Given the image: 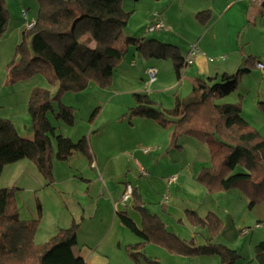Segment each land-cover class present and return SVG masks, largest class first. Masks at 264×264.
<instances>
[{"label":"trees","instance_id":"16d2710c","mask_svg":"<svg viewBox=\"0 0 264 264\" xmlns=\"http://www.w3.org/2000/svg\"><path fill=\"white\" fill-rule=\"evenodd\" d=\"M35 1L37 15L33 26L16 46L13 60L7 66L9 82L27 81L42 74L57 84V91L54 95L41 88L31 91L27 111L32 140L19 136L11 121L0 118V176L6 166L28 160L45 186H49L53 182L54 159L65 162L76 153L91 158L87 137L73 142L57 135L47 118L56 103V120L73 126V109L61 103L62 95L84 91L91 80L100 85L108 83L130 47L147 59L171 61L177 80L181 78L184 58L173 45L129 36L126 26L131 13L122 8L121 0ZM204 14H198L197 18L203 20ZM8 15L5 1L0 0V37L7 30ZM253 61L248 60L234 74L196 80L188 96L176 99L169 110L157 109L147 93H134V105L124 115L129 122L146 119L170 129L169 149H180L179 141L183 137L206 145L211 164L201 168L196 181L209 194L239 189L248 199V209L264 205V137L244 120L240 101L221 100L237 90L241 77L250 70L247 65ZM257 109L264 115V102H259ZM237 167L243 172L234 173ZM132 201L141 217L140 226L127 213H119L118 217L140 240L127 247L134 264H161L144 255L143 247L147 244L187 258L217 256L220 264H235L240 259L235 250L213 242L223 226L214 214L194 218L193 224L209 233L205 243L197 245L194 239L185 242L168 232L159 217L139 206V196L134 190ZM37 211L38 218L22 220L15 194L0 187V264H85L73 251L79 231L75 222L58 230L43 244H35L40 205ZM253 260L264 264V240L254 246Z\"/></svg>","mask_w":264,"mask_h":264},{"label":"crops","instance_id":"0c3cea01","mask_svg":"<svg viewBox=\"0 0 264 264\" xmlns=\"http://www.w3.org/2000/svg\"><path fill=\"white\" fill-rule=\"evenodd\" d=\"M4 1L9 16L15 21L12 24L10 20L8 34L12 35L13 44L21 43L28 30L27 24L34 23L36 19V1L26 0L24 4L21 0ZM129 1L121 0L122 8L131 13L129 20L136 16L144 2L147 5L144 8L146 14L142 16L138 29L135 32H127L129 36L140 41L155 40L173 45L177 47L183 58L186 57L191 45H196L199 50L193 64L182 71L179 80L176 79L171 61L147 59L141 53L140 57L136 56L134 59L132 57H135V54L131 52L132 57L123 58L118 65L125 73L124 77L134 76L127 72V68L137 67L139 86L135 88L137 92L134 93H146L144 89L149 87L147 94L150 93L152 96L156 92L171 91L181 85L185 86L184 96H181L180 91L173 93L174 103L176 99L188 96L196 80L234 74L240 67L246 66L248 60H254L247 65L250 70L241 77L237 90L232 93L235 95L231 94L228 96L229 99L226 97L223 103L240 101L242 114L247 117L244 120L248 121L249 125L256 121L264 129V115L257 109V104L264 102V73L254 67L256 62H264V0H134L133 2L138 6L134 8L125 5ZM12 4H15V10H18L17 15L11 16ZM200 13H205L202 18L204 21L197 18ZM155 15L163 21L165 29L149 32L148 27L153 23ZM137 31H140V36L135 34ZM219 57H224V60H219ZM210 59L213 61L210 62ZM149 68L156 70L155 82L141 84L143 78H148ZM28 83L29 81L22 85L24 95L20 102L1 104L6 110H0V118L11 121L19 136L32 140L31 126L25 128L27 132L24 134L20 133L17 125L20 118L16 113L13 118L10 112L17 104L20 113L26 112L27 99L33 88H36ZM0 84L2 89L13 88L9 84L8 68H6V79L4 82L0 80ZM131 107L132 104L129 108ZM124 115L117 123V131L124 135L122 140H120L122 136L119 137L117 133L108 135L111 130L109 123L105 122L100 126L86 124L77 134L74 123L71 127L59 122L56 124L47 115L57 135L69 138L73 142L87 137L91 157L88 160L82 154L76 153L65 162L54 159L51 185L45 186L41 182L36 184L42 193V206H46L47 196L53 197L59 202L55 206L59 211L55 213H59L60 216L63 214L60 225L52 229V236L58 230L66 229L75 222L79 225V231L73 251L85 264H134L128 255L127 247L140 243V240L122 225L118 217L119 213H127L131 220L140 226L141 217L133 206L132 198L124 204L120 200L125 187L130 185L139 196V206L159 217L165 229L179 240L188 242L194 239L196 242L195 234L199 232L198 229H201L200 233L204 239L209 238L207 229L196 226L193 221L195 217L203 219L208 214H214L223 225L219 236H224L232 243L238 240L240 250L230 249L235 250L240 259H245L246 256L241 249L246 248L247 253H250V248L263 240H260L261 238L255 233L248 232L243 235L242 231L250 229L246 226L244 218L237 223L234 215L228 213L224 218L213 210L209 203L211 194L196 181L198 173L191 172L190 159L187 160L186 155L178 153L180 149H169L170 129H163L155 122L146 119H133L126 123ZM186 142L188 141L180 139L179 145ZM143 147L151 148V151L144 154L141 151ZM171 151L177 152L178 155H169ZM22 162L8 166L15 168V165ZM19 166L21 169L31 168L26 164ZM12 168L10 170L13 171ZM156 168L160 170L159 174L155 172ZM172 176H176V180L169 184ZM147 177L150 179L146 183L142 179ZM19 187L15 182L13 186L1 188H7L14 193L22 190ZM183 192L188 193L186 197L190 199L184 202V213L182 211L178 213L176 206L178 203L175 204L174 198L184 196ZM221 194L223 193H218V196ZM194 202L200 204L201 212L197 211L200 207L197 208ZM204 202L207 204L205 207H203ZM62 203L64 209H61ZM38 205L40 201L36 200V208ZM47 209L53 213V210ZM186 212L191 214L190 220L195 228L179 227V224L183 225ZM33 219L35 218H31ZM250 234L252 235L244 246L241 245L244 242L241 240H245ZM196 244L199 245L197 242ZM148 245L143 247L144 255L150 248ZM156 255L158 256H146L157 259L161 264H220L217 256L187 258L161 250ZM248 255L250 257V254ZM248 259L254 261L252 258Z\"/></svg>","mask_w":264,"mask_h":264},{"label":"rangeland","instance_id":"374dc122","mask_svg":"<svg viewBox=\"0 0 264 264\" xmlns=\"http://www.w3.org/2000/svg\"><path fill=\"white\" fill-rule=\"evenodd\" d=\"M133 1L134 0H130L129 3H126L125 5H128L129 7H133V8L138 7L137 4L134 3ZM21 3L22 4L26 3V0H21ZM15 7H16L15 4H12L11 16L13 14H16V15L18 14L17 13L18 10H15ZM141 7L142 8H140L137 11L136 16L128 20L127 26H126V32H133V31L135 32L138 29L137 26L140 23L142 16L146 14L145 9H144L147 7L146 3L144 2ZM19 17L18 19H20ZM8 18H9V22L7 25V30L3 34V36L0 37V80H2L3 82L6 79V68L8 66V63H10L13 60L15 48L19 44L17 42L13 44L12 35L8 34L10 20L12 24L15 22L13 21L14 19L13 17H10L8 15ZM135 34L140 36V31H137ZM131 52H134L135 57L131 56ZM136 56L140 57L141 56L140 52H138L137 50H134L133 47H130L129 51L125 54L124 59L130 58V57L135 59ZM127 72L129 74H133L134 76L128 75L124 77L125 73L122 72L119 68V65H117L115 70L113 71L111 80L105 85H100L94 80H91L84 91L79 92V93H66L61 96V103L64 106H68L73 109L74 125H75L74 129L77 134L83 129V127L86 124L92 123L93 126L94 125L100 126L102 123L106 122V123H109V125L111 126L110 127L111 130L108 132V135L110 133H112L113 135L114 133H117L116 135H118L119 137L122 136L120 140L123 139L124 137L123 133H120L117 131L118 130L117 123H118V120H120L122 116L127 113L129 106H131V104L132 106L134 105L133 93L137 92L136 91L137 89L135 88H138L139 86V80H138L139 74L137 71V67L127 68ZM147 77L148 78L145 77L142 79L143 83L141 84L150 82L149 75ZM28 81H29L28 84H30L31 87L34 86L36 88L47 90L50 92L51 95H54L57 91V84L55 82L49 81L42 74H36L35 76H33L31 79L27 81L14 83L16 86H13V83L9 82V84H11V87H13L12 89H8V88L2 89L1 84H0V110L1 111L6 110V108L1 105L2 103L9 104L10 102L13 101L12 102L13 104L14 102H20L22 100L23 95H24L22 85H25V82H28ZM154 82L155 80L150 83H154ZM145 88L146 89H144V91L147 93V91L149 90V87L148 88L145 87ZM177 91H180L181 96H184L183 94L185 91V86L181 85L179 88H175V90H171V91L156 92V93H153L152 96L150 93L148 94L150 98L157 103V109L169 110L174 105L172 101V95L173 93L175 94V92ZM232 95H235V94H232ZM29 97L27 99V105H28ZM226 99H229V97H227ZM223 101H225V98L221 100V102ZM53 108H54V113L52 114V112H49L48 114V116L50 117V120H53V122L55 121L56 124L58 122L61 123L55 118V114L57 113V109H58L56 103L53 104ZM94 111H96L97 113L92 119V115L94 114ZM10 112L13 118H14V113L18 114V118H20L17 121L18 129H20V133L24 134L25 132H27L25 128L28 129V127L30 126V118H29V114L27 111V107H26V112L22 111V113H20V109L17 104L16 107L12 108ZM242 117L244 119L247 118L246 116L244 117L243 114H242ZM125 120H126V123L129 122L128 119H125ZM251 124L250 126L253 129H256L260 133V135L264 137V129L260 127L261 125H259V123H257L256 121L255 122L253 121V123ZM95 129H97V127ZM181 139H184L188 142L183 143L181 145V148L180 150H178V153H182L183 155H186V158L188 157L187 160L190 159L189 168L191 172L196 174L201 171V168L210 166L211 156H210V153L206 145L200 142H195L193 140H190L189 138L183 137ZM53 145H54V150H55L56 149L55 141H53ZM143 148H148V147H143ZM176 153L177 152L171 151L169 155H173V156L178 155V153L177 154ZM22 161H23L22 164L15 165L14 166L15 168H12L13 166H11L13 171L10 170L11 169L10 166L8 167L6 166L3 169L2 174L0 176V187L13 186V184L16 182L17 185L20 186L19 188H22V190L15 191L14 194H15V204L17 207L19 217L23 220L29 221V219L31 220V218H38L36 200L40 201L42 212L39 218V223L36 228L34 242L37 245H41L52 236V229L54 227L56 229L57 226L60 225L63 214L60 216L59 213L58 214L55 213V211H59V210H56L55 208V206L59 202L53 199V197L47 196L46 201H45L46 206L45 207L42 206V201H41L43 200L42 193H40V189L39 187L36 186V184L37 182H41L43 183V185H45V181L41 178L36 168H32L31 166L33 165L32 162L28 160H22ZM25 164L29 165L32 169H34L35 171L34 174L31 168L21 169V167L19 166V165L23 166ZM155 172L159 174L160 170L156 168ZM237 172H243V170L240 167H237L234 173H237ZM149 179L150 178L147 177L146 179H142V180L146 181L147 183ZM220 193H223V194L219 196H218V193L211 194V202L209 203L210 205H212L213 210L220 217L223 216L224 218L228 213L234 215L235 219H237L236 220L237 223L240 222V220L244 218L246 226L250 228L249 232L257 234V236L261 238L260 240H264V205L263 204L256 205L252 209H248L247 208L248 199L240 192L239 189H233L230 191V193H227V192H220ZM187 194L188 193L183 192L184 196L174 198L175 204L178 203L176 205L178 207V210H177L178 213H180V211L184 213L185 211L184 202H188L190 199L186 197ZM177 196H179V194H177ZM180 200L182 202H180ZM194 203L197 204V208L200 207V204L198 202H194ZM205 206H207V204L204 202L203 207ZM47 208L53 210V213L49 212ZM61 209H64L63 203H62ZM201 209L202 207L197 209V211L201 212ZM184 215H186V218L183 219L184 220L183 225L179 224V227L181 228L186 227V229L195 228L192 225V222L190 220L191 214L186 212V214ZM255 224H259L260 228L254 229L253 227H255L254 226ZM171 226H174V225H171ZM198 231L199 232L195 234L196 242L199 245H202L204 244L205 239L202 237L200 233L201 229H198ZM251 235L252 234L247 236L245 240H241V241H244L242 242L241 245L244 246V243ZM218 236H219V233L213 238L214 243L215 242H219L221 244L224 243L223 245L227 246L228 248H234V249L237 248L238 250H240V247H239L240 242L238 240L235 243H232V241L228 240L224 236H219V237ZM148 246L150 248L148 251H146L147 256H158L156 254L160 253V250L164 251L165 253H168L164 248L160 246H157L154 244H149ZM253 248L252 249L250 248V253H247L246 248H242L241 250L244 253V256L246 257L245 259L244 258L239 259L236 263L256 264L255 261L248 259V258L253 259ZM248 254H250V257ZM164 260L165 259H163V261Z\"/></svg>","mask_w":264,"mask_h":264},{"label":"built area","instance_id":"2783aa9c","mask_svg":"<svg viewBox=\"0 0 264 264\" xmlns=\"http://www.w3.org/2000/svg\"><path fill=\"white\" fill-rule=\"evenodd\" d=\"M25 15V13H23ZM33 26V23L27 24V28H31ZM165 29V25L163 23V21L160 19V17L155 15L154 21L153 23L148 27V31L149 32H156V31H161ZM199 54V50L198 47L196 45H191L189 47L188 53L186 55V57L184 58V62H183V68L182 71L187 67L190 66L191 64H193L196 56ZM219 60H224V57H219ZM213 59H210V62H212ZM255 69H257L258 71L264 73V62H256L254 64ZM147 74L149 75L150 78V82L155 80V75H156V70L153 68H149L147 70ZM141 151L144 154H147L151 151V148H142ZM176 180V176H172L169 179V184L173 183ZM132 187L130 185H127L125 187V190L121 196V203H127L128 201L131 200L132 198ZM255 228H260V225L257 224L255 226ZM249 232V229H245L244 231H242L243 235L247 234Z\"/></svg>","mask_w":264,"mask_h":264}]
</instances>
